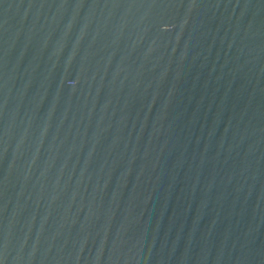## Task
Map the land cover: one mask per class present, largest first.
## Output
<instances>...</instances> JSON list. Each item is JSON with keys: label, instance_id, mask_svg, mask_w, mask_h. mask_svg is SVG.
I'll return each mask as SVG.
<instances>
[{"label": "water", "instance_id": "obj_1", "mask_svg": "<svg viewBox=\"0 0 264 264\" xmlns=\"http://www.w3.org/2000/svg\"><path fill=\"white\" fill-rule=\"evenodd\" d=\"M0 264H264V0H0Z\"/></svg>", "mask_w": 264, "mask_h": 264}]
</instances>
